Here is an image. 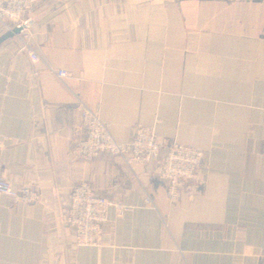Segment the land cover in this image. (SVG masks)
Listing matches in <instances>:
<instances>
[{"label":"crops","instance_id":"1","mask_svg":"<svg viewBox=\"0 0 264 264\" xmlns=\"http://www.w3.org/2000/svg\"><path fill=\"white\" fill-rule=\"evenodd\" d=\"M82 107L121 144L200 150L198 180L171 202L152 165L79 159ZM0 139V173L41 193L0 207V264H264V0H69L0 44ZM82 183L112 204L99 247L66 223Z\"/></svg>","mask_w":264,"mask_h":264},{"label":"built area","instance_id":"2","mask_svg":"<svg viewBox=\"0 0 264 264\" xmlns=\"http://www.w3.org/2000/svg\"><path fill=\"white\" fill-rule=\"evenodd\" d=\"M40 2L41 0H0V24L9 32L22 29V34L26 30L24 26ZM26 49L22 51L27 52L34 66H44L35 52ZM58 76L64 78L67 73L60 71ZM81 115L84 134L74 147L79 159L93 162L103 157H113L123 159L129 166L152 165L159 171L160 178L167 183V195L171 202L179 200L184 185L190 187L198 180L203 164V153L200 150L178 144H172L165 149L153 127L135 128L131 141L121 144L101 120L98 110L82 107ZM6 140L8 139H0V153ZM5 199H10L14 204L32 206L41 201V193L28 186L15 188L0 173V207L4 205ZM145 203L149 206L153 204L150 197L146 198ZM111 206L110 201L98 195L89 183L73 188L66 223L73 233L77 247L102 245L104 226ZM115 207L119 213L128 211L126 206Z\"/></svg>","mask_w":264,"mask_h":264},{"label":"water","instance_id":"3","mask_svg":"<svg viewBox=\"0 0 264 264\" xmlns=\"http://www.w3.org/2000/svg\"><path fill=\"white\" fill-rule=\"evenodd\" d=\"M69 0H64L62 1V3L59 5V7L63 6L66 2H68ZM59 7H51L50 9L42 12L41 14H39L38 16L31 18L26 25L24 26V29H28L30 27H32L33 25H35L38 21H40L41 19H43L44 17H46L47 15H49L50 13H52L53 11H55L57 8ZM22 32V29H14L11 32H9L3 39L0 40V44L15 38L16 36H18L20 33Z\"/></svg>","mask_w":264,"mask_h":264},{"label":"rangeland","instance_id":"4","mask_svg":"<svg viewBox=\"0 0 264 264\" xmlns=\"http://www.w3.org/2000/svg\"><path fill=\"white\" fill-rule=\"evenodd\" d=\"M57 3H58V0H41L40 4L35 9V11H34V13L32 15L36 14L40 10H43L45 8H49L50 4L56 5Z\"/></svg>","mask_w":264,"mask_h":264}]
</instances>
